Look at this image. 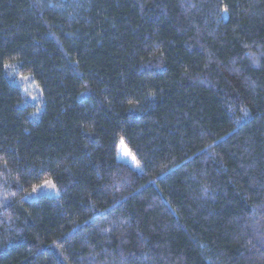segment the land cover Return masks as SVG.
<instances>
[{
	"label": "trees",
	"instance_id": "obj_1",
	"mask_svg": "<svg viewBox=\"0 0 264 264\" xmlns=\"http://www.w3.org/2000/svg\"><path fill=\"white\" fill-rule=\"evenodd\" d=\"M0 264H264V0H0Z\"/></svg>",
	"mask_w": 264,
	"mask_h": 264
},
{
	"label": "rangeland",
	"instance_id": "obj_2",
	"mask_svg": "<svg viewBox=\"0 0 264 264\" xmlns=\"http://www.w3.org/2000/svg\"><path fill=\"white\" fill-rule=\"evenodd\" d=\"M20 85L23 87V90L27 92L30 96L35 92V88L30 84L27 80H21ZM127 153V154H126ZM116 158L118 161L126 164L130 168L135 171H139V167L137 166L135 160L131 154L125 148V145L122 141L118 142L117 145V155ZM57 195V190L53 186L52 183H44L38 188H35L30 194H28L24 199L25 200H36L39 197L47 196V197H55Z\"/></svg>",
	"mask_w": 264,
	"mask_h": 264
},
{
	"label": "snow or ice",
	"instance_id": "obj_3",
	"mask_svg": "<svg viewBox=\"0 0 264 264\" xmlns=\"http://www.w3.org/2000/svg\"><path fill=\"white\" fill-rule=\"evenodd\" d=\"M224 11H227V9H224ZM6 67H8V65H6ZM133 160H135V157H133ZM137 166H139V165H137ZM46 183H51V181H47ZM34 191H35V189H34Z\"/></svg>",
	"mask_w": 264,
	"mask_h": 264
}]
</instances>
